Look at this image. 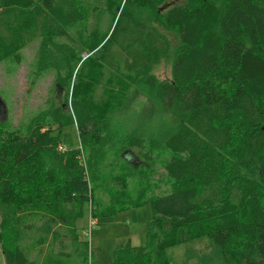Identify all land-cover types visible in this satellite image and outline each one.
<instances>
[{
    "label": "trees",
    "instance_id": "trees-1",
    "mask_svg": "<svg viewBox=\"0 0 264 264\" xmlns=\"http://www.w3.org/2000/svg\"><path fill=\"white\" fill-rule=\"evenodd\" d=\"M156 1L0 0V63L11 56L19 63L20 50L38 41L35 72L52 63L58 71L70 68V76L79 66L71 86L78 148L58 149L72 119L54 117L52 129L41 112L23 133L0 122L5 264H89L78 218L85 212L110 217L146 203L152 217L144 224V243L118 242L106 264H169L168 248L203 236L220 248L225 264H264V6L186 0L159 9L177 41L170 78L159 81L149 68L170 52V40L135 14ZM74 35L80 41L71 50L60 39ZM82 51L96 54L83 59ZM133 86L170 111L166 135L148 138L115 125L113 115ZM91 141L123 145L128 159L137 145L149 157L161 145L168 153L166 191L155 192L148 177L130 187L131 172L95 175L98 157L86 151L85 162L81 155ZM107 181L117 188L105 191L110 198L104 203L96 186Z\"/></svg>",
    "mask_w": 264,
    "mask_h": 264
},
{
    "label": "rangeland",
    "instance_id": "rangeland-1",
    "mask_svg": "<svg viewBox=\"0 0 264 264\" xmlns=\"http://www.w3.org/2000/svg\"><path fill=\"white\" fill-rule=\"evenodd\" d=\"M185 2L186 0H161L149 7L138 8L135 12V14L139 12L136 15L137 20L153 25L170 40V52L154 60L149 68L159 81L170 78L173 52L171 47L174 49L177 47L174 34L167 30L161 17H158L159 9L161 12L172 5ZM258 2L264 6V0H258ZM107 25L108 23L104 26V31L108 30ZM77 27L78 25L74 27V31L78 30ZM74 36L76 39L73 41L72 39L71 41L60 40L65 41L71 49L78 46L80 41V38ZM55 50L57 59L60 60L62 57L60 47L57 46ZM91 54L94 56L96 52L82 51L80 56L86 59ZM41 55L38 41H34L20 50L19 63L14 61L13 56L0 63V122L23 133L38 120L41 112L47 117L52 129H56L54 117L69 118V120L72 119V123L60 132V143L65 147L78 148L80 141L71 101L72 78L79 67L78 62L74 64L70 76V68L63 67L58 71L57 66L52 63H48L47 67L42 69L43 71L35 72L41 64ZM169 115L170 111L163 109L149 94L133 86L127 93L122 108L113 115V120L124 133L133 132L148 138H159L168 132ZM109 144L110 142L108 145L100 146L91 141L86 150L81 148V155L84 156L85 162L88 160V153L93 158L98 157L100 163L98 170H95V175H104L112 179V176L115 177L117 174L127 176L131 172V175H135L129 178L130 187L137 186L144 181V177H148L146 179L149 181L148 185L155 192L166 191L168 182L165 179L163 165L168 153L161 145L151 154V157L143 153L145 149L137 145L133 148L136 154L128 159L122 156L123 145L110 146ZM102 150L105 151L103 156L100 158L95 156V153ZM111 173L114 174L111 175ZM112 185L113 182L107 181L101 182L100 187L96 186V193L99 191L98 194L104 203H107L110 198L109 193L105 194V191L108 188L114 191ZM151 217L152 211L148 203L131 207L110 217L92 218L88 212H85L76 223L78 233L89 243V264L111 262L114 246L118 242L130 240L132 245H141L143 241L138 239L144 231V224ZM91 219L94 220L93 224H90ZM166 256L174 264H225L220 248L207 236L170 247L166 250ZM0 264H5L1 252Z\"/></svg>",
    "mask_w": 264,
    "mask_h": 264
},
{
    "label": "crops",
    "instance_id": "crops-1",
    "mask_svg": "<svg viewBox=\"0 0 264 264\" xmlns=\"http://www.w3.org/2000/svg\"><path fill=\"white\" fill-rule=\"evenodd\" d=\"M144 239H145V235H144V231L141 233V235H140V238L138 239V240H141V241H143L142 242V244L144 243ZM130 241V240H129ZM130 243L131 244H133L132 243V241H130ZM167 260H168V262H169V264H174V263H171L170 261H169V259L167 258ZM105 264V263H104Z\"/></svg>",
    "mask_w": 264,
    "mask_h": 264
},
{
    "label": "built area",
    "instance_id": "built-area-1",
    "mask_svg": "<svg viewBox=\"0 0 264 264\" xmlns=\"http://www.w3.org/2000/svg\"><path fill=\"white\" fill-rule=\"evenodd\" d=\"M58 149L59 150H61V151H63V150H65L66 149V147L65 146H63L62 144H60L59 146H58ZM94 223V220H90V224H93Z\"/></svg>",
    "mask_w": 264,
    "mask_h": 264
}]
</instances>
